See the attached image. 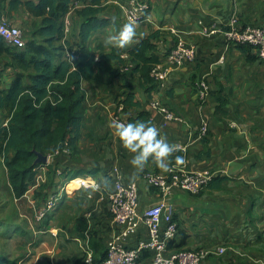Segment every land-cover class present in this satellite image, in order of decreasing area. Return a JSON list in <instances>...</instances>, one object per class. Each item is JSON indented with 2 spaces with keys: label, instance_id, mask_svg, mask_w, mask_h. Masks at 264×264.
I'll return each instance as SVG.
<instances>
[{
  "label": "crops",
  "instance_id": "obj_1",
  "mask_svg": "<svg viewBox=\"0 0 264 264\" xmlns=\"http://www.w3.org/2000/svg\"><path fill=\"white\" fill-rule=\"evenodd\" d=\"M15 1L0 0L1 17L19 26L25 20H38L25 6L11 11ZM78 1L80 6L65 19L72 23L68 37L71 42L78 39L82 23L77 10L90 0ZM129 1L103 3L101 18L111 19L112 24L93 33L88 42L91 51L98 55L116 50L127 62L128 52L141 38L155 35L152 43L161 62L179 39L196 48V60L172 71L167 80L155 84L151 91L146 90L140 74L134 71L117 77L98 71L96 81H85V120L75 153L61 155L53 167L51 161L38 168L34 182L18 199L0 152V211L5 206L4 214H12L10 211L16 207L18 218L13 221L17 228L24 220L23 215L29 218L23 229L13 232L10 244L0 253V261L20 255L15 264H85L89 253L95 262L102 261L109 242L123 227L113 222L107 201H99L96 189L69 190V181L85 179L97 183L104 191H112L111 173L117 166L126 183L138 184V210L143 213L160 200L157 189L147 186L143 175L163 173L176 165L188 171H208L226 180L215 182L197 196L181 189L173 190L171 202L178 234L171 249L216 251L222 247L225 254L210 255L201 264H264V61L255 49L242 52L222 34L205 38L199 24L203 21L206 25L217 23L227 27L236 17L241 28L264 26V0H145L151 6L147 21L136 25L126 17ZM172 29L181 33L176 36ZM13 79L14 76L8 80L2 77L4 88ZM201 79H206L211 88L203 106L195 95L196 84ZM130 94L138 106L119 112L118 106ZM218 95L228 96L226 115L215 114ZM152 101L183 117L190 127L166 123L164 115L150 107ZM141 113L150 116V127H140L136 122ZM203 120L209 123L206 140L198 137L196 129ZM7 121L4 118L0 128ZM158 140L163 143L164 153H158L155 147ZM78 171L82 174L75 175ZM66 184V195L51 225L41 228L32 220L33 216L48 197ZM40 191L44 195L39 197ZM52 228L61 230L59 237L51 236ZM5 230L12 234L7 227ZM25 235L27 243L15 242L20 237L25 239ZM147 238L148 229L141 223L124 245L134 248Z\"/></svg>",
  "mask_w": 264,
  "mask_h": 264
},
{
  "label": "trees",
  "instance_id": "obj_2",
  "mask_svg": "<svg viewBox=\"0 0 264 264\" xmlns=\"http://www.w3.org/2000/svg\"><path fill=\"white\" fill-rule=\"evenodd\" d=\"M74 1L76 0H16L11 11L25 6L32 17L40 20V25L32 27L31 38L26 40L25 47L21 49L10 46L0 36V63L7 60L8 66L18 71L8 88H4L0 74V117L8 119L7 125L0 128V152L16 198L26 194L34 182L38 168L44 166L35 164L36 152L46 156L53 155L68 143L70 155L75 153L85 120V81H96L98 71L117 77L127 73L122 72V69L132 64L130 72L140 74L142 85L147 86V91L154 89L157 84L151 72L163 62L152 43L155 35L141 38L128 52L127 62L122 53L116 50L110 54L97 55L96 51L88 48V42L93 33L112 24L111 19L101 18L100 15L103 3L108 0H90L77 10L82 23L78 39L71 42L68 39L71 34L65 33V19ZM236 46L245 53L253 49L250 45ZM74 49L77 51L76 55L71 60L66 59V53ZM114 63L118 66L114 67ZM218 102L216 116L226 115L228 96L218 95ZM120 105L123 110L138 106L133 102L132 94ZM136 122L140 127L152 125L147 113H141ZM61 155L66 154L55 156L51 167L55 166ZM64 174L62 172L61 175ZM77 174L82 173L78 171L75 175ZM224 180L226 178L214 177L209 186ZM55 212L42 222L36 219L37 224L41 228L49 227ZM172 242L169 248L174 251L171 249ZM142 258L145 260L144 256Z\"/></svg>",
  "mask_w": 264,
  "mask_h": 264
},
{
  "label": "built area",
  "instance_id": "obj_3",
  "mask_svg": "<svg viewBox=\"0 0 264 264\" xmlns=\"http://www.w3.org/2000/svg\"><path fill=\"white\" fill-rule=\"evenodd\" d=\"M79 6L80 2L78 0L74 1L70 5L67 15L73 13ZM150 9L151 6L148 1L130 0L126 8V17L132 24H141L147 21ZM199 24L201 34L205 38L222 34L229 44L250 45L256 50L259 58L264 61V26L249 25L241 28L238 26L236 17L230 20L227 27H222L217 23L206 25L203 21ZM71 31L72 23L65 20L66 35L71 34ZM172 33L178 36L181 32L172 29ZM0 36L12 47L21 49L26 45V35L22 29L3 17L0 18ZM76 53L75 49L68 51L66 59L71 60ZM196 56V48L179 39L167 54L165 61L153 68L151 76L157 83L167 80L172 71L194 62ZM132 68L133 65L130 64L124 67L122 72H129ZM210 94L211 88L207 80L201 79L198 81L195 95L200 106L208 101ZM150 107L162 113L166 123L177 122L190 127L183 117L176 115L160 102L152 101ZM118 110L122 112L123 106L119 105ZM196 129L199 138L205 139L209 136V123L206 120H203ZM155 147L158 153H164L165 149L161 140L155 142ZM61 153L71 154L68 143H65L62 149L55 151L53 155H48V163H51L53 158ZM58 173L62 174L60 171ZM111 176L114 181L112 191H104L97 183H92L89 180H86L88 187L77 186L96 189L99 192V201H107V209L113 222L123 227L109 242L105 259L96 263L92 254L89 253L84 259L85 264H201L210 255H223L226 253V249L222 247L216 251L207 249L171 251L169 248L170 243L178 234V225L174 220V207L171 202L173 190L181 189L194 196L200 195L213 180V173L188 171L176 165L169 166L163 173H145L143 175L144 182L150 188L157 189L160 200L157 204L149 206L143 213L138 210L140 198L138 184L135 182L126 183L121 169L117 166L113 168ZM77 179L70 180V184ZM67 184L63 189L52 195L43 207L38 209L36 213L38 222L44 221L61 205L67 192ZM141 223L146 225L148 229V238L139 241L134 248H127L124 241L137 232ZM60 233L59 228L50 230L51 236L56 238L60 236ZM143 256L145 260L142 261Z\"/></svg>",
  "mask_w": 264,
  "mask_h": 264
},
{
  "label": "rangeland",
  "instance_id": "obj_4",
  "mask_svg": "<svg viewBox=\"0 0 264 264\" xmlns=\"http://www.w3.org/2000/svg\"><path fill=\"white\" fill-rule=\"evenodd\" d=\"M14 25V24H13ZM40 25V20L38 19L37 21L35 20H29V21H24V25H15L17 27H19L20 29H22V31L25 33L26 35V40H29L31 38V32H32V27H36ZM8 72L10 74H8ZM18 73V71H16V69H14L13 67H9L8 66V62L7 60H3L0 63V74L2 75V77L6 78L7 80L9 79V77H15L16 74ZM3 74H6L3 75ZM4 119L3 116L0 117V122ZM47 186V185H46ZM44 192L40 191L38 192L37 196H43ZM16 198V197H15ZM18 199V198H16ZM19 204V203H18ZM4 207H2L3 211H0V253L5 251V248L8 247V245L10 244L11 240L13 239V232L15 230H17L18 228H22V225H26L27 220L29 219L27 217V215H23V222H21L22 224H19L20 226L17 228L15 222L13 221V219L18 218V216L16 215L17 209L16 207L12 208V210L10 212H12V214H4ZM24 210H22L21 212L23 213ZM20 212V213H21ZM29 214L31 215V211H28ZM21 213V214H22ZM35 218V219H34ZM12 220V222H11ZM32 220H36V215L33 216ZM36 222V221H35ZM18 225V224H17ZM7 227V229H10V231H12V234H8L7 232H5V228ZM23 229V228H22ZM19 235H24V233H20ZM16 240V238L14 239V241ZM18 243H27L28 241L26 240V235H25V239L24 238H18L17 241ZM35 242L34 244L32 243L30 245V250L32 248H34L35 246ZM20 255H17L15 257L12 256H7L6 259H3L0 261V264H15L16 263V259L19 257ZM31 259V256L29 257V260ZM4 260H8L7 262H5ZM28 261V260H27Z\"/></svg>",
  "mask_w": 264,
  "mask_h": 264
},
{
  "label": "water",
  "instance_id": "obj_5",
  "mask_svg": "<svg viewBox=\"0 0 264 264\" xmlns=\"http://www.w3.org/2000/svg\"><path fill=\"white\" fill-rule=\"evenodd\" d=\"M36 155H37V159L35 162L36 165H47L48 164V161H49L48 155L46 156V155H43L39 152H36Z\"/></svg>",
  "mask_w": 264,
  "mask_h": 264
},
{
  "label": "bare ground",
  "instance_id": "obj_6",
  "mask_svg": "<svg viewBox=\"0 0 264 264\" xmlns=\"http://www.w3.org/2000/svg\"><path fill=\"white\" fill-rule=\"evenodd\" d=\"M81 182H83V183H81ZM85 186V187H88V182L86 181V180H84V179H77V180H75V181H73L71 184H70V186H69V190H72L73 189V187H77V186Z\"/></svg>",
  "mask_w": 264,
  "mask_h": 264
}]
</instances>
